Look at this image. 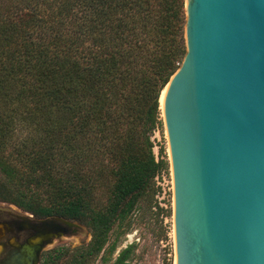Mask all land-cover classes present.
<instances>
[{"label":"trees","instance_id":"trees-1","mask_svg":"<svg viewBox=\"0 0 264 264\" xmlns=\"http://www.w3.org/2000/svg\"><path fill=\"white\" fill-rule=\"evenodd\" d=\"M183 12L184 0H0V202L88 226L65 264L97 257L160 190L152 137L186 53Z\"/></svg>","mask_w":264,"mask_h":264},{"label":"water","instance_id":"water-1","mask_svg":"<svg viewBox=\"0 0 264 264\" xmlns=\"http://www.w3.org/2000/svg\"><path fill=\"white\" fill-rule=\"evenodd\" d=\"M183 18L186 53L160 103L175 264H264V0H184ZM33 229L35 245L81 227ZM30 244L0 264H27Z\"/></svg>","mask_w":264,"mask_h":264},{"label":"rangeland","instance_id":"rangeland-1","mask_svg":"<svg viewBox=\"0 0 264 264\" xmlns=\"http://www.w3.org/2000/svg\"><path fill=\"white\" fill-rule=\"evenodd\" d=\"M152 140L155 157L158 158L162 149L164 159L167 161V169L156 179V186L160 187L159 192L156 194L147 192L137 200L125 219L115 222L108 233L103 250L88 264H102L112 245L115 246L114 251L106 264L111 263L128 246H134V248L126 264H175L171 176L163 121L161 127L154 133ZM16 208L13 205L0 202V209L16 211ZM90 240L91 230L83 224L78 235L66 237L62 240V244L55 249L68 252L63 255L58 264H65L71 259L74 251L79 253V250L84 248ZM71 250L73 251L71 252Z\"/></svg>","mask_w":264,"mask_h":264},{"label":"flooded vegetation","instance_id":"flooded-vegetation-1","mask_svg":"<svg viewBox=\"0 0 264 264\" xmlns=\"http://www.w3.org/2000/svg\"><path fill=\"white\" fill-rule=\"evenodd\" d=\"M16 209V211L0 209V261L7 260L14 254L19 253L24 247H27V244H30L29 241L34 238V233L36 231L33 227L36 226V222L44 219L35 217L18 208ZM73 222L82 228L83 224L76 221ZM78 234L79 233H76L75 235ZM64 239L66 238H48L46 240H41L38 244H30L35 247L39 246V249L36 251L34 258L29 257L27 264H55V256L59 251L55 249L62 244V240ZM128 247L123 249V251L108 264H120L119 259L123 260V264H126L128 259L121 255L123 252L124 255L126 254ZM73 250H71V252Z\"/></svg>","mask_w":264,"mask_h":264},{"label":"bare ground","instance_id":"bare-ground-1","mask_svg":"<svg viewBox=\"0 0 264 264\" xmlns=\"http://www.w3.org/2000/svg\"><path fill=\"white\" fill-rule=\"evenodd\" d=\"M163 90H164V89H163ZM160 103H161V96H160ZM161 105H162V103H161ZM161 105H160V106H161ZM50 243H51V242H50Z\"/></svg>","mask_w":264,"mask_h":264}]
</instances>
